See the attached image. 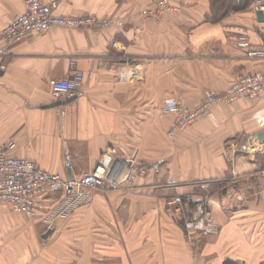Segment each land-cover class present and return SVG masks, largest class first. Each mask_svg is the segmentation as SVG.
<instances>
[{"label": "crops", "instance_id": "0c3cea01", "mask_svg": "<svg viewBox=\"0 0 264 264\" xmlns=\"http://www.w3.org/2000/svg\"><path fill=\"white\" fill-rule=\"evenodd\" d=\"M42 1L98 21L0 41V143L13 140V156L65 178L92 171L108 147L111 163L134 164L124 163L115 188L88 190L92 199L66 218L2 227L0 264H264V97L215 104L173 137L175 116L159 113L167 97L194 108L205 89L264 72V59L247 58L238 41L264 46L255 0L217 20L211 0H181L157 20L141 15L151 0ZM24 10V0H0V31ZM70 60L91 75L70 101L42 107L56 101L49 80L65 77ZM129 68L139 79L120 80ZM198 183L217 201L215 234L186 231L166 209L167 196Z\"/></svg>", "mask_w": 264, "mask_h": 264}, {"label": "built area", "instance_id": "2783aa9c", "mask_svg": "<svg viewBox=\"0 0 264 264\" xmlns=\"http://www.w3.org/2000/svg\"><path fill=\"white\" fill-rule=\"evenodd\" d=\"M24 1L25 10L0 31V41L5 45L18 42L30 33L47 32L55 26L81 28L98 21L90 15L56 14L55 1L48 3L42 0ZM180 1L151 0L150 5L141 10V15L145 19L157 20L166 12H178L180 7L175 3ZM252 8L256 12L261 11L264 18L263 0H255ZM238 41L247 58L264 59V46L251 44L246 35H240ZM118 74L120 80L139 79L137 68L119 69ZM90 75L91 73L86 75L77 69L76 61L70 60L65 77L49 80L52 97L55 100H65L77 95L85 77ZM260 97H264V72L255 71L241 75L221 92L205 89L201 103L194 108L183 105L176 97H167L159 107V113L162 116H175L173 125L167 131L168 137H173L179 130L190 127L205 116L215 104H231L239 98ZM15 146L13 140L0 143V204L8 205L13 211L27 217L40 215L45 218L44 214H49L50 219L66 218L74 209L92 199L88 190L115 188L119 185L118 179L124 163L127 170L134 164L132 160L111 163L115 152L108 147L92 171L84 172L75 178H65L46 171L30 158L13 156L11 152ZM65 166L70 167L68 155L65 156ZM129 176V173L125 174L123 180ZM215 204L217 201L211 190H190L166 197L168 212L183 224L186 231L201 235L215 234L219 231V226L213 221L211 214Z\"/></svg>", "mask_w": 264, "mask_h": 264}, {"label": "trees", "instance_id": "16d2710c", "mask_svg": "<svg viewBox=\"0 0 264 264\" xmlns=\"http://www.w3.org/2000/svg\"><path fill=\"white\" fill-rule=\"evenodd\" d=\"M249 0H211V12L213 13V19L217 20L223 18L229 10H239L248 5ZM197 190H210L197 185ZM223 264H233L229 259L224 260Z\"/></svg>", "mask_w": 264, "mask_h": 264}, {"label": "rangeland", "instance_id": "374dc122", "mask_svg": "<svg viewBox=\"0 0 264 264\" xmlns=\"http://www.w3.org/2000/svg\"><path fill=\"white\" fill-rule=\"evenodd\" d=\"M172 217L174 219L178 220L174 216H172ZM27 218L29 219L30 217H27L22 213H18V212L13 211L8 205L0 204V229L2 227L4 228L6 226H9V223L11 222L13 227L17 228L16 231L19 232L21 230V228H23V225H22L23 221ZM2 233H3V231H2ZM13 240L16 241L15 238H13Z\"/></svg>", "mask_w": 264, "mask_h": 264}, {"label": "water", "instance_id": "95a60500", "mask_svg": "<svg viewBox=\"0 0 264 264\" xmlns=\"http://www.w3.org/2000/svg\"><path fill=\"white\" fill-rule=\"evenodd\" d=\"M256 15H257V20L260 21V22H263L264 21V18H263V13L261 11H257L256 12ZM262 36V35H261ZM263 40H264V36H262ZM71 99V98H70ZM69 98L65 99V100H56L54 101L53 103H50L48 105H44L42 107L44 108H47V107H55V106H58V105H61L65 102H68L70 101ZM259 139L260 140H264V131H262L260 134H259ZM52 232V229H48L43 235H42V238H47Z\"/></svg>", "mask_w": 264, "mask_h": 264}]
</instances>
